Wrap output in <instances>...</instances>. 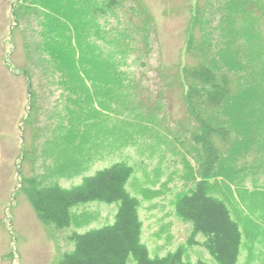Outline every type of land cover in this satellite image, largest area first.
Segmentation results:
<instances>
[{"label": "rangeland", "instance_id": "374dc122", "mask_svg": "<svg viewBox=\"0 0 264 264\" xmlns=\"http://www.w3.org/2000/svg\"><path fill=\"white\" fill-rule=\"evenodd\" d=\"M251 1V10L260 19L255 26L258 33L245 37L241 33V42L237 39L230 45L239 49L237 61L240 58L243 66L255 68L243 73L242 87L250 88L248 96L239 99L243 100L241 116L246 127L242 130L237 118L224 119L233 130L230 136L223 142L219 136L211 139L221 147V161L227 162L222 161L209 180L212 192L226 200L244 228L246 247L240 264H264V112L254 105L264 98V0ZM232 4V0H129L125 9H117L94 27L113 28L109 39L119 37L117 44L95 37L92 41L120 62L116 72L129 73L134 84L141 86H116L113 81L105 82L108 75L102 83L112 86H78L72 92L60 84L41 88L43 43L58 38L57 31L51 30L54 25L50 29L44 14H34L30 9L37 8L25 0H0V264H60L64 253L73 248L68 241L72 231L85 232L114 221L115 205L94 203L75 209L71 228L57 231L35 211L23 189L26 179L39 176L46 184L58 180L70 187L79 184L82 175L120 161L136 168L129 190L141 200L143 241L151 254L164 255L183 247L186 259L217 264L205 249L189 245L191 226L175 211L177 197L202 177L203 169L198 160L200 145L191 135L194 119L181 88L166 86L163 74L174 76L179 65L195 62L186 54L193 12L205 9L216 48L225 39L215 28L230 24L231 13L227 12ZM139 5L153 22L152 35L138 33L146 20L137 15ZM55 50L47 51L45 57ZM25 66L36 74L35 102L42 107L39 120L31 125ZM251 71L260 73L263 85L254 86L259 83L254 72L250 83L246 82ZM118 75L113 78L117 80ZM79 125L86 139L82 148L65 145V138ZM87 166L89 171H83Z\"/></svg>", "mask_w": 264, "mask_h": 264}, {"label": "trees", "instance_id": "16d2710c", "mask_svg": "<svg viewBox=\"0 0 264 264\" xmlns=\"http://www.w3.org/2000/svg\"><path fill=\"white\" fill-rule=\"evenodd\" d=\"M25 1L29 3V6L32 4L37 8L30 9L35 11L34 14L39 17L44 14L47 24L50 23V29L51 24L54 25L51 30L57 31L55 33L58 35L55 40L50 38V41L43 43L44 57L40 66H43L44 71L39 73V79L44 83L41 85L42 89L46 86L49 90V86L60 84L68 86L70 91L75 92L78 86H93L97 89V86H112L102 83L103 76L108 75L112 79L108 76L105 82L113 81L116 86H141L134 84L129 73L116 72L120 62L112 58L109 50L105 55L106 49L100 50V46L92 41L95 37L97 40L108 39L110 43L117 44L119 37L109 39L113 35V28L95 30L94 27L97 21L106 20L114 15L117 9L124 8L129 0ZM232 2L234 4L227 12L231 13L232 21L229 25L220 24L219 28H215L220 30V38L225 39L218 41L221 43H218L216 48L213 46V29H210L205 19L207 14L205 9L199 8L193 12L192 25L188 30L186 54L192 56L195 62L179 65L178 72L174 76L163 74L166 76L163 79L166 86L181 88L188 113L194 119L191 122V135L192 140L200 145L198 160L203 169L202 177L189 190L177 197L175 211L182 221L191 226L189 245H197L205 249L217 264H240L246 246L243 226L234 216L226 200L211 190L210 176L212 173L216 175L218 165L224 162V160L221 161L223 156L221 147L216 146L211 138L219 136L222 137L223 142L230 136L233 130L228 129L225 118L229 120L237 118L240 128L244 130L246 127L241 116L244 104L243 100L239 99L242 96H248L246 90L249 91L250 88L249 86L244 90L242 87L243 73L248 68L253 70L255 68L251 65L243 66L240 58L237 61L235 55L239 49L230 45L237 42V39L241 42L239 37L241 33L242 37L248 33L252 36L253 33L256 35L258 31L255 26L257 27L260 23V19L251 10V0H232ZM138 7V17L146 18L143 21L144 26L139 28L138 33L144 34L143 37L152 35L153 22L143 7L140 5ZM238 24L240 26H237ZM197 33L200 34L199 40ZM120 35L122 37V34ZM145 41L148 46V39ZM54 48H56L55 52L50 53L49 58L45 57V53ZM39 49L40 51L42 49L41 42H39ZM25 67L22 71L29 82L31 106L27 120L31 125L39 120L42 107L35 102L37 97L33 87L36 83V74L28 66ZM253 72L259 82L254 86L263 85L260 73ZM253 72L247 83L252 80ZM115 74H119L117 80L113 78ZM88 83L91 84L88 85ZM254 105H259L261 109L258 111L264 112V98L254 101ZM34 117L36 119H33ZM229 126L232 127L231 124ZM73 129H75L74 126L71 127V130ZM72 132L70 137L69 130L70 138H65L68 141L65 145L81 149L84 144L82 140H86L85 135H82L81 126L79 125L76 132ZM90 139L92 140V136ZM233 146L235 148L236 143L232 144ZM87 148L89 147L78 152H84ZM89 158L85 160V163ZM226 162L227 160L224 165ZM224 165H222L223 170H225ZM85 169L89 171L90 168L87 166L83 171ZM135 174L134 165L120 161L97 169L91 174L82 175L79 184L70 187H64L58 180L46 184L40 181L39 176L25 180L23 189L31 199L35 211L46 224L57 231L71 228L73 211L81 206L98 203L116 207L113 223L85 232L72 231L68 235V241L73 248L64 253L60 264H209L203 259L196 261L186 259L183 247L164 255L151 254L143 241L144 223L140 216L141 200L129 190V184Z\"/></svg>", "mask_w": 264, "mask_h": 264}]
</instances>
